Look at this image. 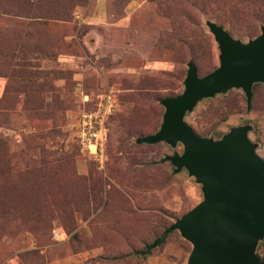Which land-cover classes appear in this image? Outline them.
Here are the masks:
<instances>
[{
  "label": "rangeland",
  "instance_id": "obj_1",
  "mask_svg": "<svg viewBox=\"0 0 264 264\" xmlns=\"http://www.w3.org/2000/svg\"><path fill=\"white\" fill-rule=\"evenodd\" d=\"M212 16L256 36L264 0H0V264H186L177 232L141 253L202 200L200 185L160 161L180 144L135 139L158 130L159 101L182 91L190 57L199 76L217 66ZM251 91L248 110L230 90L184 121L213 140L249 126L264 164V86ZM104 96L100 165L77 124Z\"/></svg>",
  "mask_w": 264,
  "mask_h": 264
},
{
  "label": "water",
  "instance_id": "obj_2",
  "mask_svg": "<svg viewBox=\"0 0 264 264\" xmlns=\"http://www.w3.org/2000/svg\"><path fill=\"white\" fill-rule=\"evenodd\" d=\"M205 26L216 44L217 66L199 77L193 63L187 62L182 91L159 101L163 111L158 130L135 140L171 148L180 144V154L173 152L160 161L169 162L173 173L184 168L200 185L202 200L166 227L141 255L177 232L190 245L186 264H264L255 254L264 238V164L246 137L249 126L233 127L213 140L196 136L184 121L198 102L230 90H240L249 109L252 86H264V26L245 42L214 22L206 21Z\"/></svg>",
  "mask_w": 264,
  "mask_h": 264
},
{
  "label": "built area",
  "instance_id": "obj_3",
  "mask_svg": "<svg viewBox=\"0 0 264 264\" xmlns=\"http://www.w3.org/2000/svg\"><path fill=\"white\" fill-rule=\"evenodd\" d=\"M101 100L95 111L80 115L77 124L80 146L100 165L104 159L107 134L104 123L113 108V101L109 96H104Z\"/></svg>",
  "mask_w": 264,
  "mask_h": 264
},
{
  "label": "trees",
  "instance_id": "obj_4",
  "mask_svg": "<svg viewBox=\"0 0 264 264\" xmlns=\"http://www.w3.org/2000/svg\"><path fill=\"white\" fill-rule=\"evenodd\" d=\"M37 2L38 1H40V0H36ZM34 2V0H32V3ZM70 2V1H69ZM67 8H70L69 6H67ZM58 18H60L59 16H58ZM212 19H213V21H214V23L215 24H217V25H219L220 27H222L230 36L231 35H234L235 37H237V38H243V37H246L247 39H251V38H253V37H255V35H253V33H250V34H247V35H245V34H243V33H239L238 31H236V29L234 28V24L232 23V21H231V19L230 18H223V17H219V16H212ZM256 23L258 24V25H263L264 24V19H262V18H257L256 20ZM225 27V28H224ZM197 37H201V35L199 36H197ZM205 38V37H204ZM194 39H197V38H194ZM190 59H191V62L193 63V65H194V57L192 56V57H190ZM194 67H195V65H194ZM195 69H196V67H195ZM213 70V69H212ZM210 72V71H209ZM209 72H207V73H209ZM196 73H197V71H196ZM206 73V74H207ZM197 75H198V73H197ZM205 75V74H204ZM199 76V75H198ZM203 76V75H202ZM199 77H201V76H199ZM256 84H254L253 86H252V88L255 86ZM252 90V89H251ZM176 95H178V94H176ZM176 95H174V96H176ZM171 97H173V96H171ZM166 98V97H165ZM164 99V98H163ZM108 119V118H107ZM107 121V120H106ZM190 127V126H189ZM191 128V127H190ZM191 130H192V128H191ZM193 131V130H192ZM193 133L196 135V136H198L194 131H193ZM153 134V133H152ZM150 135V134H149ZM145 136H147V135H145ZM141 137H144V136H141ZM198 137H201V136H198ZM106 138H107V135H106ZM137 138H139V137H137ZM136 138V139H137ZM135 139V140H136ZM136 143V142H135ZM137 144V143H136ZM138 145H141V144H138ZM160 235V234H159ZM170 235V234H169ZM168 236V235H167ZM166 236V237H167ZM166 239V238H165ZM257 255V254H256ZM258 256V255H257ZM259 259H264V256L261 258V257H259Z\"/></svg>",
  "mask_w": 264,
  "mask_h": 264
}]
</instances>
